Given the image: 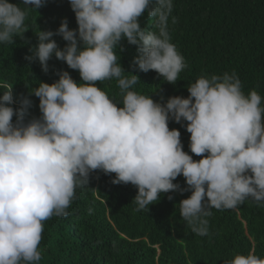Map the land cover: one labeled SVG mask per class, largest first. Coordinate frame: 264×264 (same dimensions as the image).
<instances>
[{
	"label": "clouds",
	"instance_id": "9594fccd",
	"mask_svg": "<svg viewBox=\"0 0 264 264\" xmlns=\"http://www.w3.org/2000/svg\"><path fill=\"white\" fill-rule=\"evenodd\" d=\"M45 2L22 0L27 7L21 8L0 0V44L23 37L29 8ZM69 2L78 28L70 29L65 18L55 32L39 29L25 59H38L47 72L54 55L78 70L81 82L66 70L52 83L40 81L30 92L42 115L26 123L31 101L22 97L14 109L12 86H3L0 96V264H39L43 222L67 216L75 189L98 169L115 173L113 184L137 187V210L162 193L190 190L179 208L199 236L208 234L212 208L234 209L249 198L264 204V106L257 91L245 94L236 73L224 72L202 75L188 85L187 97L161 103L135 91L139 76H126L118 63L117 48L122 51L126 39L137 46L133 63L140 71L176 83L186 64L168 32L173 0ZM145 13L154 18V31L141 27ZM54 35L67 42L63 48ZM111 79L122 94L119 105L97 86ZM169 119L187 121L189 148L199 160L183 150ZM181 174L187 188L173 182ZM224 264H264V257L253 248Z\"/></svg>",
	"mask_w": 264,
	"mask_h": 264
},
{
	"label": "trees",
	"instance_id": "16d2710c",
	"mask_svg": "<svg viewBox=\"0 0 264 264\" xmlns=\"http://www.w3.org/2000/svg\"><path fill=\"white\" fill-rule=\"evenodd\" d=\"M10 2L27 7L22 0ZM65 18L70 29L78 28L69 0H46L37 10L29 8L23 37L14 36V44H0V96L3 86H12L14 109L20 107L22 97L31 101L25 123L42 115L39 98L30 92L40 81L52 83L66 70L81 82L78 70L54 55L47 72L38 59H25L37 44L36 32H55ZM140 24L155 30L154 18L147 13L140 17ZM168 32L186 64L175 84L164 81L154 70L140 71L133 63L138 54L136 45L124 39L123 50L117 48L124 74L139 76L135 91L164 103L171 96L187 97L188 85L202 75L235 72L244 93L257 91L264 106V0H173ZM53 39L61 48L67 43L60 35ZM97 86L121 103L115 79L97 82ZM186 124L183 120L168 122L170 129L180 131L183 150L199 160L201 157L190 151ZM114 176L99 169L92 171L88 184L75 189L66 209L68 215H53L43 222L39 264H224L225 259L253 248L257 256L264 257V204L249 198L234 209L212 208L206 217L208 234L199 236L179 208V202L191 195L190 190L162 193L157 202L137 210L133 201L137 187L113 184ZM173 182L187 188L182 174Z\"/></svg>",
	"mask_w": 264,
	"mask_h": 264
}]
</instances>
